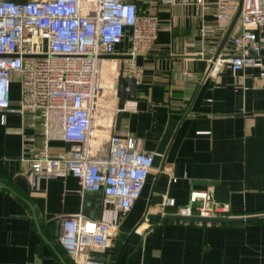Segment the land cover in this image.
Instances as JSON below:
<instances>
[{"label":"crops","instance_id":"crops-1","mask_svg":"<svg viewBox=\"0 0 264 264\" xmlns=\"http://www.w3.org/2000/svg\"><path fill=\"white\" fill-rule=\"evenodd\" d=\"M139 1L172 27L159 32L139 63L142 79L119 128L117 115L112 122L113 131H125L155 151L154 168L134 207L122 215L113 245L97 256L105 264H264V220L149 217L161 213L165 197L178 205L189 203L192 189L209 191L215 202L229 205L230 215L264 213V77L257 67H231L230 38L219 67L208 70L212 61L207 55L215 53L226 31L216 37L201 33L203 24H216V0H207L201 15L190 0ZM260 37L264 40V29ZM129 46L126 38L118 54ZM19 99L15 74L13 107ZM34 133L28 118L10 112L3 122L0 113V181L11 187L0 185V264H78L59 243L62 221L80 211L98 217L102 196L84 191L73 175L31 182L24 172L23 136ZM36 143L41 144L39 135ZM68 148L62 140L50 143L53 156ZM100 152L107 154V141Z\"/></svg>","mask_w":264,"mask_h":264},{"label":"built area","instance_id":"built-area-1","mask_svg":"<svg viewBox=\"0 0 264 264\" xmlns=\"http://www.w3.org/2000/svg\"><path fill=\"white\" fill-rule=\"evenodd\" d=\"M190 1L201 15L207 0ZM238 3L216 0V24H203L202 36L222 34ZM167 27L172 25L142 9L139 0H0L2 121L7 113H19L36 131L23 136L24 172L33 183L42 176L73 175L84 191L103 199L98 217L80 211L62 221L59 243L78 264H105L97 253L113 245L122 215L134 207L154 168L155 151L144 149L139 138L125 131H113L112 119L131 107L126 102L119 108L116 80L126 76L140 83L143 68L137 57L150 53ZM263 29L264 0H243L230 36L233 52L228 60L235 71L257 67L264 77ZM126 38L129 49L119 55L117 47ZM220 58L210 71L219 67ZM15 74L20 84L17 107L12 102ZM52 140L65 141L69 148L53 156ZM104 141L107 154L100 152ZM166 213L225 216L230 207L215 202L207 190L192 189L185 205L163 198L161 214Z\"/></svg>","mask_w":264,"mask_h":264},{"label":"water","instance_id":"water-1","mask_svg":"<svg viewBox=\"0 0 264 264\" xmlns=\"http://www.w3.org/2000/svg\"><path fill=\"white\" fill-rule=\"evenodd\" d=\"M243 7V0H239L237 10L235 11L225 33L223 34L220 43L214 54H208L207 57L211 59V64L209 66L210 70L213 66V63L217 61L220 57H223V51L225 46L232 35L236 23L240 17L241 11ZM138 62L141 63L143 56L137 57ZM137 92V83L136 79L133 77L121 76L118 79L117 83V93H118V105L119 108H123L125 103L130 100H134L136 98ZM122 111L119 110L117 112V128H119V123L121 119ZM0 185L6 188L11 189L7 184L0 181ZM149 217L153 219L167 218L173 220H184V221H196V222H212V223H236V222H253V221H262L264 220V213L261 214H252L247 216H233V215H225V216H201V215H183L178 213H166L162 215L158 214H149Z\"/></svg>","mask_w":264,"mask_h":264},{"label":"trees","instance_id":"trees-1","mask_svg":"<svg viewBox=\"0 0 264 264\" xmlns=\"http://www.w3.org/2000/svg\"><path fill=\"white\" fill-rule=\"evenodd\" d=\"M165 221H174L173 219L162 218Z\"/></svg>","mask_w":264,"mask_h":264}]
</instances>
